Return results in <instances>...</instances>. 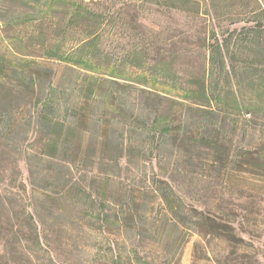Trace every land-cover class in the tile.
<instances>
[{"label":"trees","instance_id":"16d2710c","mask_svg":"<svg viewBox=\"0 0 264 264\" xmlns=\"http://www.w3.org/2000/svg\"><path fill=\"white\" fill-rule=\"evenodd\" d=\"M131 1L140 3L139 11L157 7L207 16L218 11L228 24L241 25L199 35L204 62L186 77L175 67L178 55L173 49L162 51L158 39L140 32L139 11L128 12ZM106 3L0 0V5L23 9L6 19L9 28L19 27L17 31L0 33V81L3 87L10 85L8 91L22 94L26 104H33L23 124L0 106V160L17 145L16 130L23 129V140L31 130L36 132V151L26 156L32 167L28 178L32 203L69 201L94 215L97 197L104 205L109 182L120 174V160L131 164L155 155L166 158L171 148L187 145L210 152L229 182L234 172L245 171L264 181V135L256 142L246 141L249 131L264 121V0H130L117 9ZM37 60L62 64L56 82L46 79L48 68ZM239 117L245 123L236 140ZM75 164L105 173L101 194L86 192L72 181L70 169ZM15 181L8 186L25 191L26 186ZM151 186L171 215V225L178 226L175 217L185 206L176 188L157 174ZM121 202V215L97 210L102 226L114 225L118 231L143 228L146 218L139 209L145 204L133 197ZM15 207L26 223L25 230H19L25 243L22 253L33 251L28 242L41 248L38 221L59 216L48 211L43 216L37 213L36 220L13 194L0 197V216ZM189 222L194 231L226 241L234 238L226 216L192 209ZM3 229L7 232L3 239L18 238L11 226ZM134 261L153 264L138 253Z\"/></svg>","mask_w":264,"mask_h":264},{"label":"rangeland","instance_id":"374dc122","mask_svg":"<svg viewBox=\"0 0 264 264\" xmlns=\"http://www.w3.org/2000/svg\"><path fill=\"white\" fill-rule=\"evenodd\" d=\"M95 1H105L109 8L112 5L117 9L124 8V3L130 0ZM131 2L135 6L131 4L128 12L139 11L140 3ZM22 11L17 6L0 5V33L3 36L17 31L19 27L9 28L6 19ZM136 13L143 36L148 34L147 37L158 39L162 51L173 49L178 55L175 67L186 77L204 62L205 52L199 45V35L208 36L212 28L221 33L228 25H241L228 24L218 11L207 16L154 7ZM120 41L126 43V40ZM37 61L48 68L46 79L56 82L63 72L62 64ZM4 84L6 88L0 81V106L6 107L9 114L23 124L32 112L33 104H26L21 98L22 94L17 90L8 91L10 85ZM238 119L241 123L234 137L236 140L240 139V128L245 123L242 117ZM262 123L249 131L247 142L257 140L260 134L264 135V121ZM22 133L23 129L16 130L17 145L0 160V197L13 194L27 205L26 210L34 214L36 220L37 213L43 216L48 211L59 218L54 220L51 216H44L45 222L38 221L41 248L33 247L28 242L26 246L32 247L33 251L22 253L25 243L19 230H25L26 223L24 215L18 213L20 208L15 207L5 216H0V264H135L136 253L153 264H264V181L245 171L234 172L229 182L221 164L213 162V155L203 146L173 147L170 150L172 154H167L169 157L155 155L145 162L129 164L124 159L120 160V174L113 176L109 182L104 205L97 197L96 211L89 216L83 209L86 208L84 205L75 207L69 201L47 202L43 206L32 203V186L28 184L32 167L26 156L35 153L37 134L31 130L23 140ZM70 170L72 181H78L86 192L90 189L93 195L102 193L105 173L83 169L82 165L77 164ZM156 174L168 180L183 201L185 211L175 217L178 226L171 225V215L160 199L155 198L151 178ZM12 179H16V185L22 182L26 186L25 191L10 188L8 184ZM124 192L126 194L122 196ZM132 197L136 202L145 204L144 209H139L146 218L143 228L138 226L118 231L114 225L102 226V215L97 217V210L121 215L124 210L121 199L129 201ZM192 209L229 218L233 226L229 232L234 238L226 241L220 235L194 231L189 222ZM7 217L9 221H6ZM5 226H11L15 233L18 231V238L10 235L9 241L8 236L3 239L7 233L3 229Z\"/></svg>","mask_w":264,"mask_h":264}]
</instances>
